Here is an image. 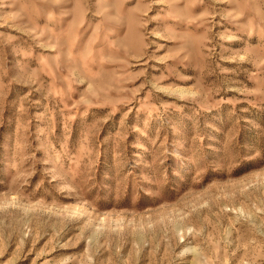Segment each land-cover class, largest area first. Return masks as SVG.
Here are the masks:
<instances>
[{"label":"rangeland","instance_id":"374dc122","mask_svg":"<svg viewBox=\"0 0 264 264\" xmlns=\"http://www.w3.org/2000/svg\"><path fill=\"white\" fill-rule=\"evenodd\" d=\"M0 264H264V0H0Z\"/></svg>","mask_w":264,"mask_h":264}]
</instances>
